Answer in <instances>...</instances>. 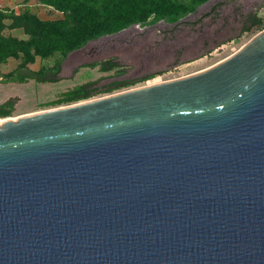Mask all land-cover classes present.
I'll use <instances>...</instances> for the list:
<instances>
[{
	"label": "water",
	"instance_id": "1",
	"mask_svg": "<svg viewBox=\"0 0 264 264\" xmlns=\"http://www.w3.org/2000/svg\"><path fill=\"white\" fill-rule=\"evenodd\" d=\"M0 264H264V30L195 74L0 118Z\"/></svg>",
	"mask_w": 264,
	"mask_h": 264
},
{
	"label": "rangeland",
	"instance_id": "2",
	"mask_svg": "<svg viewBox=\"0 0 264 264\" xmlns=\"http://www.w3.org/2000/svg\"><path fill=\"white\" fill-rule=\"evenodd\" d=\"M217 1L227 2L220 9L219 16L204 17ZM1 2L9 15L4 19L3 34L6 37L28 38L23 26L16 22L18 16L31 14L42 21H57L64 17L62 12L40 0ZM255 11L264 21V0H185L183 10L174 15L162 19L152 16L75 49L44 58L22 54L10 58L0 63V74H8L21 66L46 70L62 62L61 79L57 83L0 84V104L15 99V111L10 118L18 119L70 105L47 104L58 99L64 91L91 80H100L102 86L115 79L150 77L130 87L91 98L97 99L201 72L233 56L264 30L244 31L250 25L248 15ZM175 26L177 30L171 34ZM109 58H117L128 67V73L119 77L114 72L102 73L97 68L84 67Z\"/></svg>",
	"mask_w": 264,
	"mask_h": 264
},
{
	"label": "trees",
	"instance_id": "3",
	"mask_svg": "<svg viewBox=\"0 0 264 264\" xmlns=\"http://www.w3.org/2000/svg\"><path fill=\"white\" fill-rule=\"evenodd\" d=\"M62 12L64 17L57 21H42L34 15L25 14L16 17V22L24 28L27 39L19 40L3 34L4 19L8 17L6 9H0V63L10 58L24 55L42 58L57 52H64L80 47L102 36L122 31L128 26L141 23L152 16L162 19L183 10L185 0H40ZM226 1H217L210 12L204 17L219 16L220 9ZM250 25L245 32L252 29L263 30L264 21L258 12L248 15ZM175 26L171 30L174 34ZM84 67L97 68L102 73L114 72L119 77L128 73V67L121 64L117 58H109L86 64ZM63 63L46 70H33L21 66L8 74H0V84H24L31 81L37 83H57L61 79ZM115 79L104 85L100 80H91L78 84L60 94L58 99L48 103V106L72 104L89 100L99 94L112 93L149 79ZM15 99H9L0 104V117H10L15 111Z\"/></svg>",
	"mask_w": 264,
	"mask_h": 264
},
{
	"label": "built area",
	"instance_id": "4",
	"mask_svg": "<svg viewBox=\"0 0 264 264\" xmlns=\"http://www.w3.org/2000/svg\"><path fill=\"white\" fill-rule=\"evenodd\" d=\"M0 9H6L3 3L1 2V0H0Z\"/></svg>",
	"mask_w": 264,
	"mask_h": 264
}]
</instances>
